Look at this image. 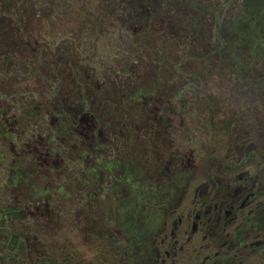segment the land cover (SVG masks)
I'll return each instance as SVG.
<instances>
[{
    "label": "flooded vegetation",
    "instance_id": "flooded-vegetation-1",
    "mask_svg": "<svg viewBox=\"0 0 264 264\" xmlns=\"http://www.w3.org/2000/svg\"><path fill=\"white\" fill-rule=\"evenodd\" d=\"M1 58L10 62L2 63ZM27 60L25 67L34 71L38 62ZM0 63V248L6 236L12 237L23 255L18 257L12 249L11 254L0 255V264L6 259L56 264L54 254L32 257L21 243H28L41 226L56 223L57 195L78 198L87 207L104 189L112 193L107 207L110 224L88 229L85 221L73 226L75 236L83 233L98 245L97 257H112L113 264H264L260 121L248 129L228 127L227 140L216 142L208 157L199 158L188 144L176 142L174 135L180 137L183 126L160 116V122L170 125L147 127L148 146L135 156V145L120 146L123 133L118 127L116 133V125L101 127L96 137L93 129L81 126L86 118L78 121L80 131L74 129L78 113L87 114L81 96L78 110L61 112L50 87L44 91L50 97L41 101L33 92L12 90L13 80L6 76L16 72L11 66L18 69L14 56L0 55ZM55 119L62 143L55 142L56 131L51 129ZM110 138L113 145L106 143ZM134 138V132L127 137ZM70 252L64 257L66 264L72 257H83L77 250Z\"/></svg>",
    "mask_w": 264,
    "mask_h": 264
},
{
    "label": "trees",
    "instance_id": "trees-1",
    "mask_svg": "<svg viewBox=\"0 0 264 264\" xmlns=\"http://www.w3.org/2000/svg\"><path fill=\"white\" fill-rule=\"evenodd\" d=\"M81 1L83 3L79 6H65V12L62 15L67 21L63 39L56 43L57 37L52 35L47 36L48 41L43 40L40 43L31 38L28 41L27 37L23 35L27 22L20 20L22 16L15 17L14 24L1 16V12H6L11 3L10 0H0V55L12 57L14 55L5 54L14 52L21 46L23 47V44H29L36 48L40 47L42 50L38 53L47 55L48 61L52 62L54 67L63 69L62 66L67 65L71 68L63 93L57 86L55 77L50 80L51 85L48 87L52 91V100L56 99L57 101L55 108L61 112H64L65 108L78 110L81 96L84 112L87 114L82 113L83 116H81V113L80 115L78 113V120L74 127V129L77 128V131H80L78 121L80 122L84 118L87 119L86 125L81 123V126L93 129L95 137L101 127L116 125V128H120V132L123 133V139H120L119 142L124 144L125 141L127 146L131 144V149L135 143L132 139L128 140L127 137L134 132V126L140 125L146 129L149 126H169V122H160V116H166L168 120L175 119L176 122H171V125L189 126L183 119V107L180 106V109L177 110L175 105H168L167 101L173 99L179 105L186 95L192 94L195 71L191 69V66L197 62L193 57L194 53L205 55V57L210 55L211 64L226 69L231 73L233 80L237 82L249 80L254 69V62L262 55L256 75L262 74L258 77L253 76V81H248V83L259 88L264 103V0H244L238 11L236 10V14L233 17L225 18L224 21L219 17L221 8L224 6L223 1L219 4L213 3V7H207L196 0L184 4H180L177 0ZM227 2L229 1H226L225 5L229 4ZM55 5L54 3L49 8L48 16L57 15L53 14ZM210 17L213 19L211 39L214 44L211 46L210 53L207 54L206 44L210 41L206 44L203 42L208 30L204 26H207L205 24ZM157 21L160 22L166 37L173 40L174 44L182 49L181 53L177 52L174 57L171 56L169 61H165L163 58L164 60L159 62L161 60L156 57L157 52L148 49L150 47L146 46L142 40L145 36L146 38L151 36L150 33ZM104 24L116 26L117 31L108 29L104 32L108 35L115 32L117 41L113 48L107 52L109 54L107 59L102 60V73L99 75L105 80L98 81L94 79L91 70L85 65L88 59L84 58L81 62L76 59L75 54L77 41L80 43L79 47L83 48V53L87 52L89 43L86 39L89 36L94 37L92 35L95 33H101ZM119 31L125 32L127 37L120 35ZM94 48L96 49V46ZM185 48L186 52L183 51ZM146 50L151 52L149 55L153 54L156 58L158 68L166 65L168 72L155 71L157 68L153 69L152 63H149V66L146 65L142 58L144 54H148ZM120 54L125 57L119 59ZM131 56L133 57L132 61ZM139 70L144 72L141 75L142 79L138 77L135 79ZM105 81H107L106 85ZM100 83L103 84L102 90ZM33 92H37V89L34 88ZM37 101H41V99ZM109 114L114 120L112 123L107 121L111 120ZM104 120L106 121L103 123ZM57 124L58 120L55 119V122L51 124V129L56 131L54 133L55 142L62 143ZM118 132L119 129L116 133ZM168 141L175 142L172 139ZM137 151L135 148V156ZM81 155L84 157L83 154ZM59 159L57 158V160ZM4 239L7 240L4 244L9 242L7 244L8 251L2 244L5 254H11L10 250L12 249H14L13 254H17L15 238L6 236ZM20 246L24 250L27 248L23 242ZM27 249L31 253L29 247Z\"/></svg>",
    "mask_w": 264,
    "mask_h": 264
},
{
    "label": "rangeland",
    "instance_id": "rangeland-1",
    "mask_svg": "<svg viewBox=\"0 0 264 264\" xmlns=\"http://www.w3.org/2000/svg\"><path fill=\"white\" fill-rule=\"evenodd\" d=\"M196 1L207 5V7H213V3L219 4L223 1L224 6L221 8L219 17L222 21H224L225 18L233 17L236 14V10L238 11L239 6L244 0ZM226 1H229L227 2L229 4L225 5ZM177 2L184 4L191 3L192 0H177ZM10 3L11 5L9 9L4 13L1 12V16L6 20L8 19V21H12L13 24L15 17L22 16L20 20L27 22L24 27L25 30L23 31V35L27 37L28 41H30L29 38H31L32 40H37L41 43L43 40L48 41L47 36L49 37L54 35L57 37L56 43H58L63 39L64 31H66L65 23L67 19H65V16L62 15V13L65 12V6H79L83 2L81 0H10ZM54 3L56 5L54 7L55 11L53 14L60 16L56 15L50 17L48 16L49 8H51ZM212 22L213 19L210 17L205 24L207 26H204L208 30L206 38L203 39V42L206 44V42L208 43V41H210L206 44L207 54L210 53L209 51L211 50V46L214 44V41L211 39ZM154 25V29L150 33L151 36L147 38L145 36L142 40L145 42L146 46L150 47L148 49H153L157 52L156 57L161 60L159 62H162L164 60L163 58H165V61H169L171 56L174 57L177 52L181 53L182 49L174 44L173 40L166 37L159 21H157ZM101 29V33H95L92 35L94 37L89 36L86 39V41H88L87 43H89L87 52L83 53L84 50L82 47H79L80 43L77 41V51L75 54L76 59L81 62H83L82 59L84 58L88 59V62L85 63V65H87V67L91 70L94 79L98 81L105 80L99 75L102 73V60L107 59V55L109 56L107 52L113 48V45L117 41L115 32L110 35L104 32L108 29H114L117 31L115 25L108 26L104 24ZM119 34L127 37V34L123 31H119ZM148 38L149 40H147ZM27 40L25 38V42ZM95 46L96 49L94 48ZM35 48L36 46L23 44V47L21 46L14 52L12 51L5 54L14 55L16 62H18V69L11 66L10 70L13 71L16 69V72H10L6 78L8 80L10 79V81L13 80L12 90L17 89L23 93H31L33 92V89L36 88L37 92H33V97L38 96L41 100H47L50 95L44 91H46L48 86L51 85L50 80L55 77L57 86L61 88L63 93V88L64 85H66V80L71 72V68L67 65H65L66 67L61 65L63 69L54 67L52 62L48 61L47 55L43 56V53H38L42 49L39 47L36 48V50ZM186 48L183 51L186 52ZM146 51L148 54H144L142 56L146 65L149 66V63H152L154 66L151 67L153 69H155L154 67L157 68L155 71L168 72V67L166 65L158 68V61H156V58L153 54L149 55L151 52L148 50ZM261 56H259V59L254 62V69L251 73L252 76H249V80L237 82L233 80L231 73H229L226 69L216 67L211 64L210 55H206L205 57V55L202 54H193V57L197 62L194 66H191V69H194L195 71L192 94L186 95L179 105L178 102H174L173 99L168 101L165 100L168 102V105H175V109L177 110L180 109V106L183 107V119L185 123H188L189 125H184V128L182 127V137L174 135L176 142H180L181 145H184L185 143L188 144V146L192 148L191 150H195V152H197L199 158H203L209 156L212 147L216 142L227 140L226 131H228V127L232 126L236 127V129L244 127L248 129L252 126H258L259 124L257 120L260 121L262 123L261 125L264 127V103L262 102L261 91L257 88V86L253 87L248 83V81H253V76L258 77L262 74L258 73L256 75V70L260 67ZM32 57H34V59ZM121 57L123 58L125 56L120 54L118 58L121 59ZM25 59H28V62H38L34 71L31 72L29 71V67H25L28 64H25ZM132 60L133 57L131 56V61ZM5 61V58H1L2 63ZM2 63H0V70L3 69ZM143 74L144 72L139 70L135 79L137 77L141 78V75ZM1 76L2 74H0V77ZM106 83L107 81H105V85ZM100 86L102 90L103 84L100 83ZM178 119L180 120V118ZM133 128L135 138L132 140L135 143V148H137L138 151L145 149V147L148 146L146 139L144 138L147 129L145 127H141L140 125L134 126ZM185 128H189L191 130L187 131ZM106 143L113 145L114 140L110 138ZM124 144L120 142V146H127L125 141ZM67 163L70 165L74 164L72 161H67ZM88 178L89 180L93 179L91 175H89ZM97 180H99V177ZM73 190L75 189L72 188V191ZM71 194L73 193L71 192ZM111 194V192L104 189L98 196V200H96L95 204L93 203L91 205L89 202L87 207L84 206L85 202L79 203L78 198L74 200L71 197V200H68L66 198H61L60 195H57L55 203L60 209L56 208L55 210L56 223L45 227L41 226L38 234H35L34 231L30 234L28 243L26 244L27 248L29 247L31 250V256L40 257L43 255V257H48L49 255L54 254L56 264H66L64 257H69V254L71 253L70 250H77L83 254V257H72L70 264H113L112 257H97V254L100 253L98 252V245H95L89 237L86 238L83 233L82 235L75 236L76 230L73 229V226H75L74 224H77L78 222L82 224L85 221V223L88 224V229H90V225L92 226L93 224H110L107 219V207L111 205ZM99 208H101V210H99ZM114 216L116 218V214H114ZM49 226L53 227L52 231H49ZM50 232H54V234L51 235ZM16 253L17 254L15 255H19L18 257L23 256H20L21 253L19 251ZM1 254L3 255L2 257H5V252L2 248H0V255ZM7 260L8 259H6V264H19L15 261L16 259L12 263H8Z\"/></svg>",
    "mask_w": 264,
    "mask_h": 264
}]
</instances>
